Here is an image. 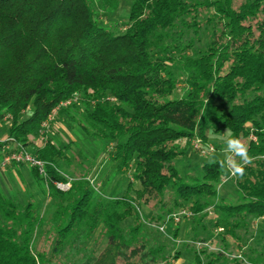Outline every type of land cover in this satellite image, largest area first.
Listing matches in <instances>:
<instances>
[{
  "label": "trees",
  "instance_id": "16d2710c",
  "mask_svg": "<svg viewBox=\"0 0 264 264\" xmlns=\"http://www.w3.org/2000/svg\"><path fill=\"white\" fill-rule=\"evenodd\" d=\"M236 1L131 0L117 33L100 19L119 0H0V120L11 117L0 163L19 150L43 162L45 175L25 163L7 166H28L54 201L42 218L35 202L21 206L0 189V264L167 262V245L147 236L139 214V206H159L166 196L172 209L150 222L164 223L183 203L191 217L212 207V227L235 240L250 217L264 218V0ZM202 36L205 44L190 55ZM181 84L184 96L172 99ZM54 111L86 138L110 145L115 173H131L123 196L106 199L90 170H74L72 179L61 173V164L71 165L73 142L63 145L50 133ZM214 125L249 139L252 163L243 178H231L235 200L219 196L225 172L218 164L186 180L175 168L181 141L203 140ZM67 182L66 191L56 187ZM225 239L218 253L193 247L188 264H243L228 258ZM243 255L264 264L262 253Z\"/></svg>",
  "mask_w": 264,
  "mask_h": 264
},
{
  "label": "rangeland",
  "instance_id": "374dc122",
  "mask_svg": "<svg viewBox=\"0 0 264 264\" xmlns=\"http://www.w3.org/2000/svg\"><path fill=\"white\" fill-rule=\"evenodd\" d=\"M190 1L196 2L201 0ZM241 1L243 0H237L235 6H238ZM130 7L131 0H119L117 10L101 15V25L108 27L114 32L122 33L125 29V19L129 14ZM204 44L205 39L204 36H202V42L193 47L189 54H194L196 49L202 47ZM184 93L185 88H183L181 84L179 86V90L173 95L172 99L181 98L184 96ZM10 119L11 117L9 118V116H5L2 120H0V140L5 139L8 135ZM50 127L53 128V131L50 133L54 135L61 144L65 145L67 142H73L71 143L70 152L68 153L69 158H71L70 160L72 161L70 167L65 164H61L59 168L64 176L72 179L75 177V175H73L74 170L76 171V175L90 170L91 172L89 178L92 181L93 186L97 191H102L106 199L120 198L124 195L128 183L132 178L131 173L128 170L124 171V173H115L116 165L111 159L110 145H105V142L103 141H93L86 138L79 131V128L72 124L70 118L65 114L60 116L56 113L53 116ZM216 127L217 125L208 128L205 131V137L203 140L198 137H194L190 140V142H187V140L181 141L180 147L184 152V156L176 159L175 168L183 180H186L188 176L197 172L204 164H209V158H216L218 160L223 158L221 150L225 147L224 141L228 138L229 131L224 129L215 130ZM34 137L36 141H39V137ZM242 141L247 143L249 139ZM104 145L105 151L102 150ZM196 145L203 149H196ZM21 176V183L30 193L33 194V196L21 195L17 188L10 183V187L13 189V192L9 194L7 191V198H11L17 204L23 206L29 201V197H32V201L35 202L38 207L40 216L45 218L54 204V201L51 198L45 196V183L42 181H36L31 175L28 167H23ZM231 178L232 177L225 173L222 184L218 188L219 196L228 201L236 199V189ZM1 181L2 179L0 178V182ZM138 188L139 185L134 183L132 185L131 195H134V191ZM164 204H166L167 207L161 211ZM189 206L190 204L188 203L181 204L179 209H174L172 214L165 216L164 223L162 224L150 222L149 219L152 214L159 216L161 213L164 214V212L172 209V199L169 198V196H166L164 203L159 206L156 205L154 207L151 203L147 207L143 205L139 206V214L141 221H143V229L147 236L151 240H154L156 244L167 245L165 252L169 256V259L167 262H161L160 264L190 263L192 260L191 249L193 247L196 250L207 249L208 253H218L224 251L223 247L225 246V241H223V239L226 238V234L222 232L223 227L218 230H215V228L212 227L215 219V212L212 207L204 210L196 216L193 215L191 217ZM182 211H185V213L188 214V216L185 215L186 219H181L179 222L175 220L176 223L169 225L170 216L179 214ZM130 222L131 220H128L121 225L126 227L130 224ZM246 224L245 228H241L237 232V238H235V240H231L229 238L225 239L228 242V251L226 254L229 259L238 258L243 261V264H250L246 257L243 258V254H246L248 258L254 256L256 253H262L264 255V218L254 219L253 217H250ZM160 227H164V230L160 231ZM175 230H177L176 237H173ZM36 237L38 238V232ZM100 239L101 238L98 237L96 239L94 238L96 242ZM93 241H91L88 245L89 250ZM48 243H50V245L45 244V249L48 246H51V242ZM102 244L103 240H100L99 246H103ZM38 247L39 244H37L36 248ZM46 250H48V248ZM175 256H178V258ZM63 259L64 261H67L64 257L60 258L62 261ZM202 259L203 262H205L203 257ZM57 260L54 259L53 263H59ZM88 263L89 262H86L85 264Z\"/></svg>",
  "mask_w": 264,
  "mask_h": 264
},
{
  "label": "clouds",
  "instance_id": "9594fccd",
  "mask_svg": "<svg viewBox=\"0 0 264 264\" xmlns=\"http://www.w3.org/2000/svg\"><path fill=\"white\" fill-rule=\"evenodd\" d=\"M225 147L221 150L222 159L209 158V164H218L219 167L230 177L243 178L245 175V166L252 163L249 155L248 145L238 136L231 133L224 141Z\"/></svg>",
  "mask_w": 264,
  "mask_h": 264
},
{
  "label": "built area",
  "instance_id": "2783aa9c",
  "mask_svg": "<svg viewBox=\"0 0 264 264\" xmlns=\"http://www.w3.org/2000/svg\"><path fill=\"white\" fill-rule=\"evenodd\" d=\"M69 103L70 102H66V103L63 104V106H66ZM53 114H55V111L53 112ZM42 126L45 129L47 127V124H43ZM42 133H43V131L40 132V134H42ZM9 141H10V139H9ZM196 149H203V148H200V147H198L196 145ZM8 150H9L8 145L3 147V152H7ZM11 162L25 163V164H28L30 166L36 167V168H38L39 172L42 175H45L44 174V170H43L44 163L41 162L40 160H38L37 158L32 157L31 155H29L28 153H26L24 151L19 150L18 152H12V153H9V154L5 155L3 157V159L1 160L0 168L6 167ZM56 187L59 190L66 191V190H68L70 188V182H67V183H56ZM181 215L182 216H185V215L188 216V214H186L185 211H182L179 214L173 215L171 217V219L173 220L174 223H176L175 220L179 222L180 218L182 217ZM159 230L163 231L164 227H160ZM219 231H221V230H219Z\"/></svg>",
  "mask_w": 264,
  "mask_h": 264
},
{
  "label": "crops",
  "instance_id": "0c3cea01",
  "mask_svg": "<svg viewBox=\"0 0 264 264\" xmlns=\"http://www.w3.org/2000/svg\"><path fill=\"white\" fill-rule=\"evenodd\" d=\"M23 167H28L26 165H15V166H8L5 168L0 169V174H1V179L2 181L0 182V189L4 193L5 196H7V191L9 194L13 192L10 187V183L13 184L14 187L17 188V190L20 192L21 195L24 196H33L32 193H30L27 188L21 183V171ZM29 168V167H28ZM30 169V168H29ZM17 191V192H18ZM8 197V196H7ZM29 201H32V197H29Z\"/></svg>",
  "mask_w": 264,
  "mask_h": 264
}]
</instances>
